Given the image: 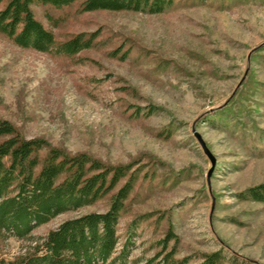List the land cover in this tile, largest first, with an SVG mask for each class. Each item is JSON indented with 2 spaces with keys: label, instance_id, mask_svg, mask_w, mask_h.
<instances>
[{
  "label": "rangeland",
  "instance_id": "obj_1",
  "mask_svg": "<svg viewBox=\"0 0 264 264\" xmlns=\"http://www.w3.org/2000/svg\"><path fill=\"white\" fill-rule=\"evenodd\" d=\"M176 4L159 15L62 11L58 42L100 31L98 48L72 58L20 49L0 35V120L25 139L132 166L137 180L118 250L132 220L147 221L128 264L162 254L168 232L176 238L168 249L188 264L216 254L221 264H264V206L241 198L264 184V0ZM108 205L109 197L60 215L33 236ZM24 247L9 239L3 257Z\"/></svg>",
  "mask_w": 264,
  "mask_h": 264
},
{
  "label": "trees",
  "instance_id": "obj_2",
  "mask_svg": "<svg viewBox=\"0 0 264 264\" xmlns=\"http://www.w3.org/2000/svg\"><path fill=\"white\" fill-rule=\"evenodd\" d=\"M73 6L77 14L159 15L177 4L176 0H0V35L20 49L54 57L72 58L98 48L100 31L56 40L55 31L65 22L60 13ZM35 9L42 12L45 25ZM119 55L121 61L128 59L127 51L110 54ZM131 169L130 164L106 165L86 153L71 155L42 139H25L11 123L0 120V264H128L137 228L147 221V216L133 219L118 250L119 220L128 211L137 180ZM107 197L105 212L70 219L43 237L33 236L58 216L93 207ZM241 198L264 206V184L248 189ZM9 239L25 247L7 260L2 247ZM175 241L168 232L160 242L162 254L146 264H188L187 259H175V247L168 249ZM222 262L216 254L202 264Z\"/></svg>",
  "mask_w": 264,
  "mask_h": 264
},
{
  "label": "water",
  "instance_id": "obj_3",
  "mask_svg": "<svg viewBox=\"0 0 264 264\" xmlns=\"http://www.w3.org/2000/svg\"><path fill=\"white\" fill-rule=\"evenodd\" d=\"M197 140H198L199 144L201 145V147H202L203 151L205 152V154L213 161V158L211 157V155H210L209 151L207 150L204 142L200 139L199 136H197Z\"/></svg>",
  "mask_w": 264,
  "mask_h": 264
}]
</instances>
